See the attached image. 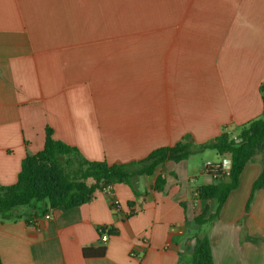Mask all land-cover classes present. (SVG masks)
Listing matches in <instances>:
<instances>
[{"label": "crops", "instance_id": "1", "mask_svg": "<svg viewBox=\"0 0 264 264\" xmlns=\"http://www.w3.org/2000/svg\"><path fill=\"white\" fill-rule=\"evenodd\" d=\"M263 85L264 0H0V186L43 150L47 128L110 165L187 138L236 137L264 117ZM229 161L212 150L167 161L114 185L117 210L99 192L49 220L44 203L20 209L15 223L0 217L2 262L190 264L207 237L215 264H264V189L246 211L260 162L245 167L220 211L198 198L215 182L205 165L228 172Z\"/></svg>", "mask_w": 264, "mask_h": 264}, {"label": "trees", "instance_id": "2", "mask_svg": "<svg viewBox=\"0 0 264 264\" xmlns=\"http://www.w3.org/2000/svg\"><path fill=\"white\" fill-rule=\"evenodd\" d=\"M260 90L264 95V85ZM207 150L231 159L228 176L221 170L217 181L198 190L199 200L216 201L219 211L230 194L239 188L245 167L260 162L261 172L253 184L246 207L249 212L257 192L264 189V118L249 122L236 137L225 131L204 145H196L187 138L174 147L157 149L145 159L126 165L89 161L77 149L55 139L53 130L47 128L43 150L26 156L15 184L0 186V217L3 221L9 220L14 215L7 213L12 214L21 207L35 208L41 203L45 204L42 216L58 208H78L92 202L104 188L152 175L167 161L180 163ZM164 186L165 180L159 177L154 189L162 190ZM111 206L113 209L118 207ZM205 216L206 212L197 217L195 223L198 226L206 224ZM14 217L21 218L18 215ZM103 254L101 252L100 256ZM0 264H3L1 256ZM190 264H215L209 238L196 239Z\"/></svg>", "mask_w": 264, "mask_h": 264}, {"label": "built area", "instance_id": "3", "mask_svg": "<svg viewBox=\"0 0 264 264\" xmlns=\"http://www.w3.org/2000/svg\"><path fill=\"white\" fill-rule=\"evenodd\" d=\"M222 168L219 165H215V164H206L204 167V171L205 173L211 175V177L217 181L219 179V175L221 172ZM222 173L226 174L228 176V172H224L222 170ZM103 193H105L106 195H108L111 198V204H114L115 206L117 205V202L114 200V198H112L113 196V187L109 186L107 188H104ZM117 210V209H115ZM52 218V213L51 211H49L47 214L42 216V220H49ZM99 233L101 235V240L103 242H107L109 240V236H110V229L109 228H100L99 229Z\"/></svg>", "mask_w": 264, "mask_h": 264}, {"label": "rangeland", "instance_id": "4", "mask_svg": "<svg viewBox=\"0 0 264 264\" xmlns=\"http://www.w3.org/2000/svg\"><path fill=\"white\" fill-rule=\"evenodd\" d=\"M263 118H264V117H263ZM211 153H214V152H211ZM210 157H213V154H211ZM27 208H28V207H21V208H18V209H16V211H14L12 214H11V213H7V215H9V216H12V215L17 216L18 211H20V209H27ZM14 216H13V218H11V219H9V220H5L4 222H5V223H7V222H10V223H15V222H17L19 219L15 218Z\"/></svg>", "mask_w": 264, "mask_h": 264}, {"label": "water", "instance_id": "5", "mask_svg": "<svg viewBox=\"0 0 264 264\" xmlns=\"http://www.w3.org/2000/svg\"><path fill=\"white\" fill-rule=\"evenodd\" d=\"M230 167H231V161H229V169H230Z\"/></svg>", "mask_w": 264, "mask_h": 264}]
</instances>
